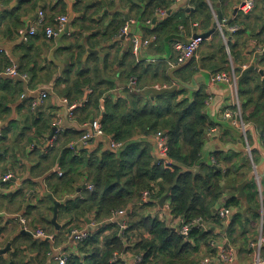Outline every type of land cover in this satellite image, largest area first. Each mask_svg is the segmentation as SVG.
Wrapping results in <instances>:
<instances>
[{"label":"crops","instance_id":"0c3cea01","mask_svg":"<svg viewBox=\"0 0 264 264\" xmlns=\"http://www.w3.org/2000/svg\"><path fill=\"white\" fill-rule=\"evenodd\" d=\"M183 1L177 0L169 11L158 9L150 18L145 19H150L146 21L147 24L152 26L151 19L154 20L159 11L165 12L166 15L159 17L156 24L172 14L181 11L189 13L194 9L190 0L180 5ZM206 1L212 7L213 4L221 7V10H218L217 14L214 13V15H218L219 18L221 13L225 23H229L231 19H235L236 16L242 13L238 10V7L245 2V0H229L225 9H223L222 0ZM139 2L143 3L144 1L0 0V124L2 126L0 135V264H59L54 259L56 254L69 257L71 253H75L77 250L76 242L70 240L69 235L72 230L87 231L90 237L97 234L102 228L115 224L120 227L122 234L128 229L127 221L129 214H131V207L118 210L126 212L123 216H119L118 211H115L116 214L113 212L101 223L96 221L95 213L86 214L74 222L59 217V209L67 201L83 199L84 191H94V184L90 182L87 175V167L85 166L87 161L92 158H101L105 152H120L113 151L109 147L108 139H105V137L89 142L81 141L82 136L91 131L92 122L95 120L101 121L100 117L87 116L82 112L83 107L89 101V97L93 94V89L87 86L88 84L85 81L94 80L100 75V78L109 85L117 82L119 87L113 89L103 83L99 91L104 93V97L113 100L124 98L125 91L129 87L124 88L126 81L121 84L120 77L121 71L124 69V57L131 49L137 63L146 61L156 65L160 63L159 59L163 58L169 71H174L184 66L189 60L181 61L180 54L175 51L173 43L176 41L187 43L198 34L213 31L214 24L217 22L214 19L210 26L205 27L203 21L197 20L191 22L188 28L180 26V34L174 37V42L172 41L171 45H166L165 53L161 56L154 53V50L157 51L159 46H152V50L149 49L152 43L156 41L153 36L152 39H148L152 40L148 46L135 50L134 40L144 39L141 23L147 17L140 6H138L139 11L136 10L135 6ZM260 3H262V0L256 1V5ZM40 11L45 14V21L42 25L39 23ZM170 11L171 14H169ZM62 15H67L69 22L58 37L49 39L45 34L46 28L55 26L57 24L56 19ZM29 24L32 25V28H38V34L28 43H25L21 39V31H27ZM224 27L228 29L227 25H224ZM124 28H127L126 33H123ZM220 41L226 46V41L218 27L214 34L205 39L201 45L194 57L197 62L203 63L204 58H201V56L210 50L212 43L219 46ZM256 44L258 43L255 40L249 38L244 53H242L245 62L243 64L255 61ZM228 60L230 69L225 72L232 70L230 56ZM9 66H15L20 73L27 75V79L8 75L6 69ZM203 70V67H201L200 71ZM204 72L210 73L212 76L210 70ZM238 73L242 74L240 71ZM8 81L14 85H18V83L22 85L20 94L6 84ZM204 82L206 81L204 80ZM204 82L200 83V86L201 88L204 87L209 95L208 103L206 102V114L209 116L208 110L216 95L210 91V87ZM129 84L133 87L136 84V79H132ZM217 85L212 84V87ZM166 86L167 84L163 82L151 88L162 89ZM228 88L226 84H221L217 89V94L226 95ZM44 92L47 97L42 99V93ZM34 103H37L35 108L33 107ZM231 103V98H228L218 116V120L228 121L223 118L222 113L230 107ZM103 107L104 101L101 109ZM230 108L233 109L232 105ZM36 112L41 117L35 118L33 114ZM37 121L42 122V126H38ZM248 123L250 124V122ZM44 124H47V126H44ZM55 127H58L60 131L56 132L53 139H50L49 137ZM41 128L43 131L40 130ZM210 133L220 135L225 139V142H232L230 135L223 131L221 127L215 125L207 134L206 147L210 141L208 136ZM258 134L260 133L258 132ZM248 136L250 147L254 144V141L251 134H248ZM142 139L143 136L137 138V140ZM149 140L152 142L150 143L155 149L154 154L156 156L157 151H159L156 137H151ZM60 148L69 149L77 157L73 161L77 174L71 175L72 184L69 186L71 189H60L58 193L54 194L49 185L50 181L61 182L66 174L63 166L70 164L69 157L65 158ZM234 154L233 164L222 161L221 169H218L215 165L212 155L202 154L203 161L213 168L216 166L215 170H223L227 173L230 168L238 167L237 173L232 174L222 183L228 189L225 193L226 197L233 193L238 195L239 191L236 187L248 179L254 167L250 158L243 162L245 154ZM254 154L253 159L256 163H259L260 156L256 152ZM229 155L232 156V154ZM197 170H199V167H197ZM6 175H12L13 177L9 181H4L3 178ZM250 181H253L256 186L251 193L255 194L252 198L255 205L258 204V206L254 207L256 210L251 211L248 215L257 212L258 217H252L249 226H246L247 230L245 232L248 242L251 238L254 241L260 237L261 224L264 220V186L260 190L255 183V178ZM91 185L93 188L90 187ZM245 192L247 195L246 189ZM145 193L149 192L146 191L142 194V202H151V198L148 202L145 201ZM55 201L60 203L57 225L53 223ZM51 206L53 211L50 209ZM244 208V213L247 214L251 207L248 204ZM154 209V216L169 221L174 231L178 232V226L184 223V220L181 222L180 218L172 217L169 211L168 197L165 200L164 209L161 208L159 202H157ZM228 211L231 218L239 210L236 207H231ZM39 212L44 216H40ZM21 219L26 221L28 231L23 230ZM230 221L231 219L228 224H230ZM121 222L123 224H120ZM122 225H125V229L121 227ZM37 229L46 232L49 238H36L32 233ZM110 233L111 230L105 232L106 235ZM184 238L188 240V237ZM43 242H46L49 247L48 253L42 252L45 251L44 249L42 251L39 249ZM135 242L136 238H133L129 245L134 246ZM230 246L234 250L235 261L238 264H250L253 261L254 252L250 247V243L247 251H243L241 240L237 244H230ZM207 251V247H205L201 255L193 256V260L196 263L200 260L198 264H201ZM115 256L125 264H132L138 257H143V255L130 251L126 253L116 252L114 258ZM197 257H199V260ZM211 258L214 259L216 264H223L218 260L219 255L215 254Z\"/></svg>","mask_w":264,"mask_h":264},{"label":"trees","instance_id":"16d2710c","mask_svg":"<svg viewBox=\"0 0 264 264\" xmlns=\"http://www.w3.org/2000/svg\"><path fill=\"white\" fill-rule=\"evenodd\" d=\"M143 1L135 6L138 11L140 6L147 16L141 23L143 40L155 37L156 41L149 49L152 50V46H159L157 51L154 50L155 55L159 56L165 53L166 45H171L174 37L180 34V26L188 28L191 22L200 20L208 27L215 19L214 13L221 10V7L214 4L213 7L210 6L206 0H190L194 9L189 13L181 11L172 14L156 25L151 19L150 26L146 22L150 19H145L150 18L158 9L169 11L177 0H153L149 4L148 0ZM227 1L229 0H222L223 9ZM225 25L227 28L233 26L241 28L236 34H231L228 29L224 30L230 39L228 42L230 55L238 70V67L245 63L242 53L249 38L257 43H264V1L256 5L253 12L247 15L240 13ZM230 55L221 41L219 46L212 43L210 50L201 56L204 58L203 63L197 62L194 58L188 64L169 71L163 58H160V63L156 65L146 61L137 63L131 49L124 57V69L120 77V83L124 84L126 81L124 88L129 89L125 91L124 98L116 100L104 97L99 88L104 83L114 89L119 87V83L113 82L109 85L100 78V75L94 80L85 81L87 86L93 89V94L82 112L87 116L100 117L105 139L111 137L123 142L125 146L119 153L105 152L101 158L87 161L85 165L87 175L94 184V191H84L83 199L67 201L60 207L59 217L74 222L86 214L95 213L96 221L101 223L115 211L129 207L132 210L128 216V229L123 234L117 224L102 228L84 242L75 243L78 246L77 250L70 254L66 264H125L122 260H115L114 254L129 251L143 255L144 264H198L200 260L198 263L194 262L193 256L201 255L205 247L208 250L207 254L214 256L217 251L211 247V242L221 240L220 234H224L231 245L241 240L243 251H247L248 238L245 237V230L251 219L245 217L258 206L252 198L255 194L251 193L256 186L253 181L247 185V203L238 198L236 193L225 198L228 189L222 183L237 173L238 167L230 168L226 173L223 170H215L203 161L202 154L208 139L207 134L215 126L206 114L209 95L205 88L202 87L199 92H191L179 86L180 90L172 94L159 96L141 94L144 90L163 82L169 88L174 87L177 82L190 85L194 76L201 72V67L210 70L212 74L229 71ZM257 65L264 69V56H261ZM132 79H136L133 87L128 85ZM6 84L17 93L22 89L20 83L14 85L8 81ZM239 94L245 121L252 122L258 128L263 140L264 77L256 71L249 73L239 85ZM103 101L104 107L101 109ZM33 115L35 118L41 117L37 112ZM41 123L37 121L38 126H42ZM40 130L43 131L42 128ZM158 133L167 136L169 161L157 160L154 154L155 149L149 139L156 137ZM142 136V140H137ZM60 150L65 158L69 157L70 164L63 166L66 174L61 182L50 181L49 185L54 194L60 189H71L69 187L72 184L71 175L77 174L73 165L77 157L67 148ZM234 155L233 152H218L213 154L212 158L218 169H221L222 161L233 164ZM183 168L196 171L184 172ZM146 191L150 193L152 199L149 203L142 202V194ZM169 191V211L173 218H181L185 223L202 219L210 226V230L208 232L194 230L187 240L174 231L169 221L154 216L157 202ZM220 202L225 203L227 210L231 207L239 210L231 217L228 226L216 212V207L221 205ZM248 204L251 208L245 214L244 207ZM50 209L53 211L52 206ZM39 214L44 216L41 212ZM106 230H111V233L106 235ZM133 238H136V242L134 246H130ZM39 249L40 251L44 249L45 251H42L44 253L49 252L46 242H43Z\"/></svg>","mask_w":264,"mask_h":264},{"label":"built area","instance_id":"2783aa9c","mask_svg":"<svg viewBox=\"0 0 264 264\" xmlns=\"http://www.w3.org/2000/svg\"><path fill=\"white\" fill-rule=\"evenodd\" d=\"M256 1L257 0H245V2H243L242 4L239 5L238 10L241 11L243 14L247 15L251 12L254 11V9L256 8ZM264 1V0H262ZM159 17L165 16L166 13L163 11H159L158 12ZM215 20L218 22L219 18L218 15H214ZM45 21V14L43 11L39 12V23L42 25ZM57 24L53 27H47L46 28V36L49 39H53L58 37L65 29L67 23L69 22V17L67 15H62L59 16L57 19ZM226 23H222L219 24V30L222 33L224 40L226 41V50L230 55V49L228 46V39L225 35V25ZM229 32L231 34H236L240 31V28L238 26H233L228 28ZM127 32V28H124L123 33ZM38 34V28L34 27L31 28L29 31H21V39L23 42L28 43L34 36H36ZM205 41V39L201 36H194L191 38V40L187 43L182 42V41H176L174 43V49L175 51H177L180 54L181 57V61H188L190 59H193L201 45L203 44V42ZM152 42V40H146V41H140L139 39H135L134 40V48L135 50H139L140 48L144 47V46H148L150 43ZM255 54H256V59L255 61H251V63L248 64H244L241 65L242 69L245 70L247 68H249L250 66H252L251 64H255L257 61H259L261 59V56H264V43L260 44H256L255 45ZM254 54V55H255ZM231 58V55H230ZM231 63H232V70L230 72H222V73H217V74H212V84H226L230 91H231V100H232V107L233 109H231V105L230 107L226 108L225 111L222 113L223 114V118L225 120L230 121L231 125H233L235 128H237L238 130L243 131L244 133V137L243 140L245 141V143L247 144V148L249 147V136L248 134H246L245 130L248 127L249 123L247 121H245L243 113H242V103L240 100V94H239V79H240V74L237 72V66L234 64L232 58H231ZM6 73L8 75H10L11 77H22L23 79H27V75L22 74L18 71V69L15 66H9L6 69ZM162 89H169V87H165ZM161 90V89H159ZM47 97V94L44 92L42 93V99H45ZM208 103V101H207ZM33 107H37V103H34ZM91 131L89 133H86L82 136L81 141L82 142H89L91 140H95L97 138L100 137H105V131L103 129L102 123L100 120H95L92 122L91 125ZM60 131V129L57 127V131ZM2 133V126L0 124V135ZM108 142H109V147L113 150V151H121L123 150L125 144L123 142H118L116 140H114L113 138L109 137L108 138ZM156 143H157V147L159 150V154L161 158H167L168 156V139L167 136H165V134L163 133H158L156 136ZM262 147L264 148V139L262 140ZM249 158L253 163L254 168H256V165L254 163V159L252 154H249ZM12 175H6L3 180L4 181H9L12 179ZM255 183L258 186V188L260 190L263 189V185H264V177H262L261 175L256 174L255 175ZM91 188H93V186H90ZM144 199L145 201H149L150 196L149 193H145L144 195ZM126 212L125 211H118V215L119 216H123ZM116 214V212L114 213ZM229 216V211H224L222 213V217L224 218H228ZM21 223L23 225V230L28 231V228L26 227V221L24 219H21ZM123 229H125V225L121 226ZM198 229H207L206 223L202 220V219H195L189 223H182L178 226V232L183 235L184 237H190V234L194 231V230H198ZM32 233V232H30ZM36 238H43V239H48L49 235H47L46 232H44L41 229H37L34 233H32ZM70 240L74 241V242H84L85 240H87L89 238V232L87 231H80L77 229H74L71 231L70 233ZM228 245V246H227ZM211 247L213 249H216L217 253L216 255H219V261H221L223 264H238L235 261V253L233 248L230 246L229 242L227 240L225 241H213L211 243ZM250 247L253 249V261L250 264H264V255H263V251H264V220H262V224H261V234L260 237L254 241H251L250 243ZM54 259L56 261L59 262V264H66L68 257H66L63 254H56L54 256ZM115 260L118 259V257L115 256L114 258ZM128 264V263H126ZM132 264H144L143 262V257H138ZM201 264H216V262L214 261L213 258L211 257H206L203 259Z\"/></svg>","mask_w":264,"mask_h":264},{"label":"water","instance_id":"95a60500","mask_svg":"<svg viewBox=\"0 0 264 264\" xmlns=\"http://www.w3.org/2000/svg\"><path fill=\"white\" fill-rule=\"evenodd\" d=\"M152 1L153 0H148L147 4L151 3ZM186 2H187V0H184L182 3H180V5H182L183 3H186ZM237 12L238 11L236 10V13ZM169 14H171V11L169 12ZM158 19H159V15L156 18H154V20H153L154 24L157 23ZM222 23H224V21H223L222 15L220 13L219 14V20H218V22H216L214 24L213 31H210V32L205 33V34H201V36L204 39H208L218 29L219 24H222ZM31 27H32V25L29 24L27 30L29 31L31 29ZM198 35H200V34H198ZM198 35H196V36H198ZM140 41L142 42L143 38H141ZM190 60L186 64H188L190 62ZM204 71L205 70H203L201 73H198L197 75H195L194 78L192 79L190 85L184 84L182 82H177V84L173 88L161 89V90H159L158 88H150V89L144 90L141 94L144 96H159V95H163L166 93L172 94V93H175L178 90H180L179 86L182 87V89L191 90V92H199L201 89L200 83H203L204 80L206 81L204 83H206V85L208 87H210V91L216 95V98H214V101L208 110L209 118L213 122L214 125L221 127L223 131H226L230 135L232 142H225V139H223L220 135L210 133L208 135L210 141H209L207 147L205 146L203 153H205L206 155L207 154L213 155V154L218 153V152L228 153V152L232 151V152L239 154V155L245 154L246 156L243 158V162H246L249 159L250 153L253 156V155H255L254 153L256 152L260 156V162L259 163H256L254 160L256 168L253 167V172L248 176V179L236 187L239 191L238 195H237L238 198H240L243 202L247 203V195L245 192L246 186L248 185L250 180H252L255 177L256 174L264 177V148L262 147V136H261V133L258 134V132H259L258 128L254 124L250 123L248 125V127L246 128L245 132H246V134H251V136L253 137L254 144L252 146H250V148H247L246 147L247 144L243 140V137H244L243 131L238 130L233 125H231V123H229L230 121L224 122V121L218 120V116L221 113V111H222V109L226 103V100L228 98H231V91L228 88V92L226 95L222 96V95L217 94V89L221 86V84L219 83L217 86L212 87V76L210 75V73H207ZM238 71H240L242 73L240 76V79H239V84L244 80V78L249 73H251L253 71L258 72L260 75H262L264 77V69L259 68V66L256 63L254 65L250 66L249 68L245 69V70H243L242 67L239 66ZM202 79H203V81H202ZM56 131H57V128L56 127L53 128L52 134L49 137L50 139L54 138ZM233 142H237V143H233ZM156 156H157L158 160H165V161L170 160L168 157L167 158H161L159 151H157ZM214 168H216V166H214ZM183 171L184 172H187V171L195 172L196 170H189L187 168H183ZM169 194H170V191L165 196H163L159 201V205L161 206L162 209L165 208V200L167 197H169ZM59 206H60V203L55 201L54 202V218H53V223L55 225H57ZM247 208H249V206H247ZM120 224H123V222H121ZM23 234H25V233H23Z\"/></svg>","mask_w":264,"mask_h":264},{"label":"rangeland","instance_id":"374dc122","mask_svg":"<svg viewBox=\"0 0 264 264\" xmlns=\"http://www.w3.org/2000/svg\"><path fill=\"white\" fill-rule=\"evenodd\" d=\"M242 113H243V110H242ZM244 114V113H243ZM228 134V133H227ZM229 135V134H228ZM225 198H226V195H225ZM220 204L221 205H223V206H221V205H218L217 207H216V212L220 215V218H221V220L223 221V223H225L226 224V226H228L229 224V220L231 219L230 218V216H228V218L226 219V218H224V217H222V213L224 212V211H228L227 209H225L226 207H225V203L224 202H220ZM257 218L258 217V214H257V212H254L252 215L250 214V215H248L247 214V217H245L246 219H251V218ZM181 219V218H180ZM183 220L181 219V222H182ZM205 223H206V226H207V229L205 230V229H201V230H204V231H209L210 230V226L207 224V222L205 221ZM251 231H253L252 229H251ZM241 238H242V236H240ZM246 237V236H245ZM252 239V238H251ZM250 239V241L248 242V245H249V243H251V241H253V240H251ZM225 240H227L226 238H225V235L223 234V235H221V240H219L220 242H222V241H225ZM218 241V240H217ZM213 242V241H212ZM211 242V243H212ZM21 249H24V248H21ZM206 257H212V256H209L208 254H206V256L204 257V258H206ZM198 258V260H199V257H197ZM194 262H195V260H194Z\"/></svg>","mask_w":264,"mask_h":264},{"label":"clouds","instance_id":"9594fccd","mask_svg":"<svg viewBox=\"0 0 264 264\" xmlns=\"http://www.w3.org/2000/svg\"><path fill=\"white\" fill-rule=\"evenodd\" d=\"M32 28V27H31ZM28 31V30H27ZM144 41V40H143ZM264 186V185H263Z\"/></svg>","mask_w":264,"mask_h":264}]
</instances>
